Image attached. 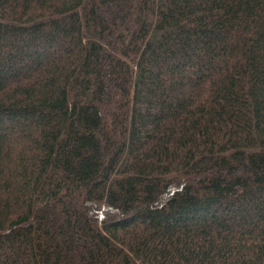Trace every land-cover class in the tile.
<instances>
[{"label": "trees", "instance_id": "trees-1", "mask_svg": "<svg viewBox=\"0 0 264 264\" xmlns=\"http://www.w3.org/2000/svg\"><path fill=\"white\" fill-rule=\"evenodd\" d=\"M0 264H264V0H0Z\"/></svg>", "mask_w": 264, "mask_h": 264}]
</instances>
